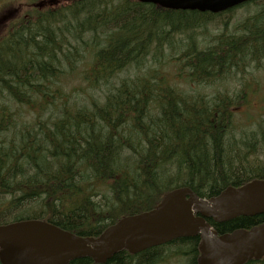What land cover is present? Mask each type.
<instances>
[{"label": "trees", "instance_id": "obj_1", "mask_svg": "<svg viewBox=\"0 0 264 264\" xmlns=\"http://www.w3.org/2000/svg\"><path fill=\"white\" fill-rule=\"evenodd\" d=\"M249 3L261 8L237 34L210 46L195 35L232 10L212 15L133 0H72L10 20L0 38V224L39 219L96 237L123 216L151 210L172 189L209 198L264 180V156L249 159L264 155V120L236 138L235 115L244 114L241 103L250 108V85L232 96L200 90L261 70L264 0ZM165 48L179 58L171 61ZM81 52L90 63L81 73L89 102L61 87ZM18 106L33 113L31 120ZM207 222L221 235L264 224V214ZM197 244L188 238L134 256L120 251L104 264L164 263L162 250L175 246L171 258L188 255L186 264H196ZM245 264H264V257Z\"/></svg>", "mask_w": 264, "mask_h": 264}, {"label": "water", "instance_id": "obj_2", "mask_svg": "<svg viewBox=\"0 0 264 264\" xmlns=\"http://www.w3.org/2000/svg\"><path fill=\"white\" fill-rule=\"evenodd\" d=\"M170 11L218 14L251 0H135ZM264 214V180L228 187L200 199L188 188L165 194L149 212L124 217L100 236L83 238L54 225L26 220L0 226V264H68L88 257L103 264L115 253L136 254L199 236L197 264H245L264 256V224L218 235L206 219L225 223Z\"/></svg>", "mask_w": 264, "mask_h": 264}, {"label": "rangeland", "instance_id": "obj_3", "mask_svg": "<svg viewBox=\"0 0 264 264\" xmlns=\"http://www.w3.org/2000/svg\"><path fill=\"white\" fill-rule=\"evenodd\" d=\"M72 0H36L35 2H31L30 0H0V15H16L11 20L13 23L26 15L32 7H40L45 4H52L53 6H56L58 8L65 6L66 4H70ZM19 3H25V5L20 9L18 6ZM261 8L260 4H246L244 6H241L240 8H237L235 10H232L231 13L225 15L224 18H219V22L216 24V21L218 20L215 18V20L206 25L205 29H201L195 36H196V42L197 44L200 42H203L204 45L210 46V43L212 41L216 42L220 37L228 36V35H234L237 34V27L239 24H241L245 19L253 16L258 12V10ZM50 9V10H54ZM57 9V8H56ZM227 22V23H226ZM226 23V24H225ZM8 24H1V32H0V38L6 34V28ZM183 41H187V38H182ZM175 41H180L178 37L174 38ZM1 41V39H0ZM164 55L168 56V53L166 51L163 52ZM179 51H176V53L172 54L169 59L177 60L179 58ZM86 52H81L80 60L76 63V66H78L77 70L69 75H65L62 77L63 83L61 84V87L66 94H71V96L75 98H81V97H87V101L89 102L86 84L81 79V73L85 69L84 66H90L89 59L87 57ZM163 55V56H164ZM174 58V59H173ZM167 58H165L166 61ZM156 61V60H155ZM146 66H149L145 64ZM173 65V64H169ZM175 68V66H174ZM248 85H251V90L249 92V104L250 108L244 107L242 105L238 108L239 111H245L244 114H237L235 115V125H236V138H240V134L243 131L244 132H250V130H255L254 127H256L259 123H261L264 120V115H258L261 113V111L264 112V62L262 63L261 70H253L250 69L247 74H238L234 78L225 80V81H219L213 83L211 86H207L206 88H200V90H203V94H217V93H227L228 95L232 96L243 89V87H247ZM94 97V96H93ZM95 98V97H94ZM4 102V99H0V103ZM72 104V100L69 101V105ZM243 106V107H242ZM14 105L10 104V108L13 109ZM18 111L21 112V115H23L24 120L30 119L33 117V113H25L28 112L26 109H19ZM31 120V119H30ZM3 143V140H0V144ZM264 155H261L258 153L255 157H251L249 159L253 160L252 158H258V160H261V158ZM13 219H7L6 222L12 221ZM183 246V245H182ZM181 247V246H180ZM177 246L175 247H168L162 250L163 253L167 256L168 260H166L164 263L161 264H186L189 260L188 255L178 256L174 259L171 258L173 255V251L176 250ZM185 251L182 250V252H187L186 247H183ZM164 256V255H163Z\"/></svg>", "mask_w": 264, "mask_h": 264}]
</instances>
